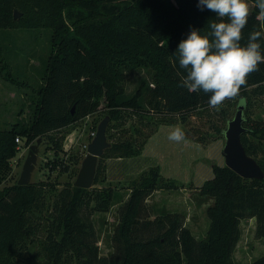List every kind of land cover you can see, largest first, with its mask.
<instances>
[{
  "label": "trees",
  "instance_id": "1",
  "mask_svg": "<svg viewBox=\"0 0 264 264\" xmlns=\"http://www.w3.org/2000/svg\"><path fill=\"white\" fill-rule=\"evenodd\" d=\"M197 2L0 0V29L18 23L36 28V23L52 31L43 85L31 96L30 123L0 129V186L18 153V138L26 147L46 138L60 149L64 137L55 134L96 113L105 112L100 121L110 118L111 147L99 161L94 185L107 181L105 160L140 156L160 125H186V139L204 145L224 138L234 103L240 100L246 110L253 97L264 96V63L247 75L236 97L217 109L208 106L210 94L182 86L186 73L178 64V44L191 29L207 33L211 23L219 22L211 11H200ZM15 8L32 17L15 20ZM253 31H264V17L256 8L249 14L242 43ZM1 67L7 70L3 59ZM134 70L150 77L129 93L126 75ZM191 117L208 130L192 125ZM244 126L242 144L264 171V121L245 118ZM74 160L80 165L81 158ZM213 170L214 178L200 188L201 196L214 200L207 212L205 239L194 236L183 214L152 219L148 198L160 190L179 189L154 168L129 186L112 237L114 252L108 258L100 255L93 214H107L122 200L112 187L85 190L67 184L57 190L44 183H17L0 196V264H238L234 254L243 221L255 219L256 238L264 240V179H243L226 166L213 165ZM29 243L38 246L36 254H27ZM251 264H264V256Z\"/></svg>",
  "mask_w": 264,
  "mask_h": 264
},
{
  "label": "rangeland",
  "instance_id": "2",
  "mask_svg": "<svg viewBox=\"0 0 264 264\" xmlns=\"http://www.w3.org/2000/svg\"><path fill=\"white\" fill-rule=\"evenodd\" d=\"M248 3L249 14H251L255 5L250 0ZM16 10L22 13V18L30 19L32 17V14H26L17 8L13 11ZM23 26L18 23L9 29H0V129L11 128L17 122L30 123L33 109L31 105L33 89L43 85V70L48 64L51 53L52 31L50 29L36 26V23L34 24L36 28ZM2 59L5 61L6 71L2 70ZM7 73L10 75L7 76ZM126 76V88L129 93L139 86L142 79L150 77L148 72L138 70L131 71ZM239 102L240 100H237L234 103L232 119L239 106H246L245 103L240 104ZM105 106L103 101V111L106 109ZM244 112V117L247 120L264 121V96L253 97L251 105L247 106ZM104 114L105 112L96 113L76 122L62 132L56 133L58 139L64 137L60 149H57L55 144L46 138L38 139L28 147H26L24 139L18 138L21 140V144L17 145L18 153L11 160L9 175L0 186V196L6 188L19 182L29 150L32 146L37 145L39 140H41L40 152L32 183L54 185L57 190H61L67 184H74L82 161L87 155V147L95 138L97 132L95 127L99 126L101 115ZM190 122L198 128L202 127L208 130V126H204L194 117L190 118ZM185 126L160 125L157 127L140 156L110 160L108 172L105 175L106 183L94 185V188L112 187L122 200L126 197L128 199L131 185L150 170L157 168L160 175L166 180L180 186L183 185L178 187L177 192L161 191L162 194H159L158 202L155 201L164 206L162 207L164 211H159V215L162 216L166 213L185 215L187 227L197 239H204L210 226L207 212L214 204V200L201 196L200 188L205 182L214 178L213 165L226 166L223 155L225 138L218 139L209 145L190 139L181 142L168 139L170 132L176 127L185 129ZM75 157L81 158L80 165L76 164ZM260 160L264 161V156ZM107 162L108 160L104 161L106 165ZM53 199L54 195L50 193L48 203L52 205ZM118 203L119 201L116 205ZM156 206V209L161 207L157 204ZM119 208L120 205H117L112 207L107 214H93L98 238L97 246L100 255L105 258L114 252L112 237L119 223ZM256 228V223L250 221L241 226V240L235 252V257L242 261L241 264H251L264 256V247L256 238ZM37 249L36 244L29 243L27 254L34 255L37 253Z\"/></svg>",
  "mask_w": 264,
  "mask_h": 264
},
{
  "label": "clouds",
  "instance_id": "3",
  "mask_svg": "<svg viewBox=\"0 0 264 264\" xmlns=\"http://www.w3.org/2000/svg\"><path fill=\"white\" fill-rule=\"evenodd\" d=\"M197 8L211 11L219 22L211 23L207 33L191 29L178 44V64L186 73L182 86L189 92L210 94L208 106L217 109L236 97L247 75L264 63V31L249 33L247 43H242L250 13L248 0H198ZM255 8L264 17V0H255ZM168 139L181 142L186 133L176 127Z\"/></svg>",
  "mask_w": 264,
  "mask_h": 264
},
{
  "label": "water",
  "instance_id": "4",
  "mask_svg": "<svg viewBox=\"0 0 264 264\" xmlns=\"http://www.w3.org/2000/svg\"><path fill=\"white\" fill-rule=\"evenodd\" d=\"M20 18H22V13L16 10L14 12V19L18 20ZM244 110L245 106H239L235 117L229 121L224 133L225 147L223 155L226 167L243 179L263 180V169L254 158L247 154L242 144V137L247 133L244 126ZM109 124V117L104 118L99 124L94 140L87 147V155L82 161L78 176L74 182L75 188L85 190L94 188L99 161L111 147L107 137ZM40 144L41 140L29 150L18 182V186L20 187H26L32 183L33 174L38 164Z\"/></svg>",
  "mask_w": 264,
  "mask_h": 264
},
{
  "label": "crops",
  "instance_id": "5",
  "mask_svg": "<svg viewBox=\"0 0 264 264\" xmlns=\"http://www.w3.org/2000/svg\"><path fill=\"white\" fill-rule=\"evenodd\" d=\"M110 160H112V159H110ZM110 160H108V162H107V171H106V175H107V172H108V165H109V162H110ZM181 186H183V185H181ZM180 185H178V187H181ZM161 191H164V190H160V191H157V192H155L150 198H148V200H147V205H148V207L150 208V210L152 211V213H153V216H152V219H155V217L157 218V216H160L159 215V211H164V209H162V207H164V206H161V204H158L157 202H158V196H159V194L161 195L162 194V192ZM177 192V190H174V191H169V192ZM128 199H127V197H126V199H125V201H122V200H118L119 201V203L117 204V205H120V207L127 201ZM155 201H157V202H155ZM153 203V204H152ZM156 204L157 205H160L161 207H158L159 209H156L157 208V206H156ZM117 205H115V206H117ZM114 206V207H115ZM166 214H170V213H166ZM247 221H250V222H255L256 223V220L255 219H252V220H246V221H243L242 222V224H241V226L243 225V223H245V222H247ZM249 223V222H248ZM255 229V228H254ZM256 231V230H255ZM241 233H242V230H241ZM256 233V232H255ZM195 236V235H194ZM205 239V238H204ZM259 243H261L262 245H263V247H264V240L263 239H261V240H257ZM234 260H235V262L236 263H238V264H241L242 263V261H240L239 259H237L236 257H235V254H234Z\"/></svg>",
  "mask_w": 264,
  "mask_h": 264
},
{
  "label": "built area",
  "instance_id": "6",
  "mask_svg": "<svg viewBox=\"0 0 264 264\" xmlns=\"http://www.w3.org/2000/svg\"><path fill=\"white\" fill-rule=\"evenodd\" d=\"M16 142H17L18 145L21 144V140L20 139H17Z\"/></svg>",
  "mask_w": 264,
  "mask_h": 264
}]
</instances>
